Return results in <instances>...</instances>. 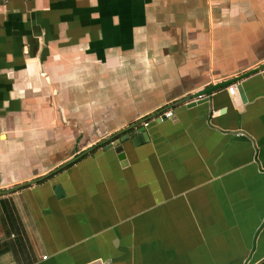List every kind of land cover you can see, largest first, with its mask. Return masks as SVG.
Segmentation results:
<instances>
[{
    "label": "crops",
    "instance_id": "0c3cea01",
    "mask_svg": "<svg viewBox=\"0 0 264 264\" xmlns=\"http://www.w3.org/2000/svg\"><path fill=\"white\" fill-rule=\"evenodd\" d=\"M0 239L3 264H264V0L1 3Z\"/></svg>",
    "mask_w": 264,
    "mask_h": 264
},
{
    "label": "built area",
    "instance_id": "2783aa9c",
    "mask_svg": "<svg viewBox=\"0 0 264 264\" xmlns=\"http://www.w3.org/2000/svg\"><path fill=\"white\" fill-rule=\"evenodd\" d=\"M8 1L9 0H0V4L1 3H6ZM227 89H228L229 93L234 94L235 93V89H236V85L235 84H230V85L227 86ZM201 97H202V95H199V98H201ZM171 115H172V110L169 109V110H166L164 112V115L163 114L160 115V117H162V116H164V117H171ZM0 242H1V239H0ZM0 264H3L1 258H0Z\"/></svg>",
    "mask_w": 264,
    "mask_h": 264
}]
</instances>
